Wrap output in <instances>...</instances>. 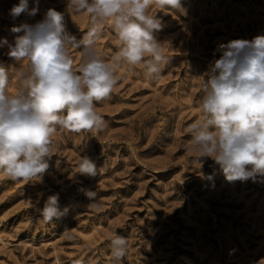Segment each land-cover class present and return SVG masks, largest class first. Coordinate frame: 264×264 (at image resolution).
<instances>
[{"label":"rangeland","instance_id":"rangeland-1","mask_svg":"<svg viewBox=\"0 0 264 264\" xmlns=\"http://www.w3.org/2000/svg\"><path fill=\"white\" fill-rule=\"evenodd\" d=\"M18 3L0 0V40L9 44L23 34L13 27L35 25L49 8L64 14L77 40L89 27V17L72 14L67 0H39L35 16L14 19ZM181 4L182 12L158 13L164 27L156 38L169 57L158 81L121 68L111 99L97 103L105 131L58 132V152L40 182L0 175V264H110L113 232L129 241L120 264H264V182H229L211 158H201L200 167L187 151L210 64L222 44L264 35V0ZM98 47L107 57L115 52L110 28ZM8 50L0 47V64L18 70ZM72 55L79 59L78 50ZM85 155L97 165L95 177L77 173ZM57 193L70 211L44 225L38 207Z\"/></svg>","mask_w":264,"mask_h":264},{"label":"clouds","instance_id":"clouds-1","mask_svg":"<svg viewBox=\"0 0 264 264\" xmlns=\"http://www.w3.org/2000/svg\"><path fill=\"white\" fill-rule=\"evenodd\" d=\"M67 6L72 14L89 17L81 39L69 34L63 13L49 8L35 25L12 28L23 33L14 44L0 40L22 65L13 71L0 64V175L14 182L42 181L58 152V132L98 134L108 128L97 103L111 99L121 68L139 69L150 82L160 79L169 57L156 38L164 27L158 13L183 11L181 0H67ZM38 11L39 0L31 9L29 0H19L10 15L31 17ZM105 28L114 33L110 57L98 47ZM220 50L204 79L201 114L188 126L187 151L200 167L201 158H211L229 182H264V35L230 40ZM77 173L95 177V161L81 156ZM84 194L90 201L96 197L92 190ZM38 211L50 225L70 209L61 208L57 193ZM109 239L110 264H120L129 241L118 232Z\"/></svg>","mask_w":264,"mask_h":264}]
</instances>
